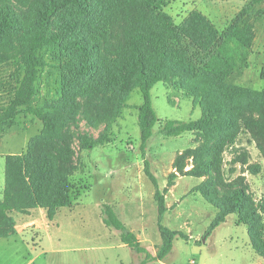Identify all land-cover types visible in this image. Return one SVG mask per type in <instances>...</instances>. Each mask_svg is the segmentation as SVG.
I'll list each match as a JSON object with an SVG mask.
<instances>
[{
  "label": "trees",
  "instance_id": "16d2710c",
  "mask_svg": "<svg viewBox=\"0 0 264 264\" xmlns=\"http://www.w3.org/2000/svg\"><path fill=\"white\" fill-rule=\"evenodd\" d=\"M170 1L0 0V69L15 64L8 77H0V136L20 114L32 115L43 124L25 151L6 155L0 238L17 233L12 211L44 208L52 220L59 208L71 206V176L77 167L69 121L80 111L92 124L106 121L135 88L143 95L138 106L143 150L159 121L151 90L157 82L172 78L201 98L203 116L167 119L161 126L163 134L203 132L222 139L221 147L234 142L245 127L262 140L264 150V90L229 80L235 70L242 74L249 67L256 22L264 18V9L257 5L264 0H250L224 31L200 10L192 11L182 24L175 23L164 9ZM54 69L63 73L64 82L55 99L41 102L40 79L43 72ZM81 141L87 149L98 142L85 136ZM145 162L148 176L157 184L149 161ZM156 198L163 214L165 196L157 190ZM251 200L245 188L229 193L218 205L208 232L238 212L239 224L253 225L249 233L253 247L264 256L260 228L264 201L258 210L249 211ZM103 214L105 224L120 231L123 243L146 253L141 264L163 260L178 235L161 225L163 243L154 256L110 205H104Z\"/></svg>",
  "mask_w": 264,
  "mask_h": 264
},
{
  "label": "rangeland",
  "instance_id": "374dc122",
  "mask_svg": "<svg viewBox=\"0 0 264 264\" xmlns=\"http://www.w3.org/2000/svg\"><path fill=\"white\" fill-rule=\"evenodd\" d=\"M249 1L171 0L164 9L177 24L200 10L224 31ZM257 8L264 9V3ZM14 68V62L3 66L0 77H8ZM229 80L264 90V18L256 22L249 67L242 74L235 70ZM63 82L61 71L43 72L38 100L55 99ZM151 97L159 121L144 150L138 123V106L143 102L139 88L106 121L92 124L84 111L74 115L67 125L77 167L71 176L73 203L59 208L52 220L40 208L12 211L17 233L0 238V264H141L146 253L123 243L120 231L105 224L104 205L113 208L154 256L163 243L161 225L178 233L170 253L147 264H264L249 234L254 227L239 224L238 212L208 232L219 213L218 205L236 189L245 188L250 195L247 210L260 208L264 201L262 140L245 127L234 142L221 147L222 139L203 132L167 136L161 132L165 120L203 116L201 98L189 94L177 78L157 82ZM42 128L39 119L20 114L0 136V197L6 182V155L25 151ZM84 136L98 141L94 148H84ZM146 160L157 184L146 172ZM157 190L165 196L163 214ZM260 228L264 239V214Z\"/></svg>",
  "mask_w": 264,
  "mask_h": 264
},
{
  "label": "crops",
  "instance_id": "0c3cea01",
  "mask_svg": "<svg viewBox=\"0 0 264 264\" xmlns=\"http://www.w3.org/2000/svg\"><path fill=\"white\" fill-rule=\"evenodd\" d=\"M4 189V188H3ZM41 210H45V209H43V208H40Z\"/></svg>",
  "mask_w": 264,
  "mask_h": 264
}]
</instances>
